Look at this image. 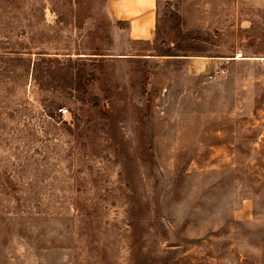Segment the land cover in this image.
<instances>
[{"label":"rangeland","instance_id":"1","mask_svg":"<svg viewBox=\"0 0 264 264\" xmlns=\"http://www.w3.org/2000/svg\"><path fill=\"white\" fill-rule=\"evenodd\" d=\"M0 264H264V0H0Z\"/></svg>","mask_w":264,"mask_h":264},{"label":"crops","instance_id":"2","mask_svg":"<svg viewBox=\"0 0 264 264\" xmlns=\"http://www.w3.org/2000/svg\"><path fill=\"white\" fill-rule=\"evenodd\" d=\"M153 6L147 10L148 12H141L139 15H141L142 17L140 19H131V32H135L136 34H144L145 30L146 32H148L147 29V19H151L152 15H153ZM136 27L138 29H136ZM137 30V31H135ZM151 33V29L149 30V34ZM137 38V37H135Z\"/></svg>","mask_w":264,"mask_h":264},{"label":"built area","instance_id":"3","mask_svg":"<svg viewBox=\"0 0 264 264\" xmlns=\"http://www.w3.org/2000/svg\"><path fill=\"white\" fill-rule=\"evenodd\" d=\"M64 110H61L60 112L62 113Z\"/></svg>","mask_w":264,"mask_h":264}]
</instances>
